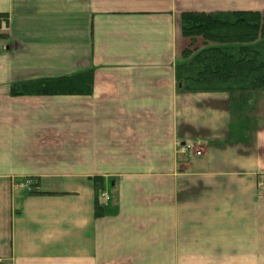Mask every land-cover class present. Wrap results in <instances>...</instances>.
<instances>
[{"label": "crops", "instance_id": "1", "mask_svg": "<svg viewBox=\"0 0 264 264\" xmlns=\"http://www.w3.org/2000/svg\"><path fill=\"white\" fill-rule=\"evenodd\" d=\"M234 11L264 0H0L2 264H264V92L181 65L180 15Z\"/></svg>", "mask_w": 264, "mask_h": 264}, {"label": "trees", "instance_id": "2", "mask_svg": "<svg viewBox=\"0 0 264 264\" xmlns=\"http://www.w3.org/2000/svg\"><path fill=\"white\" fill-rule=\"evenodd\" d=\"M178 25L185 45L180 56L187 92H264V12L183 13ZM92 86L87 73L77 79L16 83L11 94L88 92ZM100 183L95 180L99 192Z\"/></svg>", "mask_w": 264, "mask_h": 264}, {"label": "built area", "instance_id": "3", "mask_svg": "<svg viewBox=\"0 0 264 264\" xmlns=\"http://www.w3.org/2000/svg\"><path fill=\"white\" fill-rule=\"evenodd\" d=\"M3 24H4V30H5L6 22L4 20H0L1 27ZM204 142H205L204 139L189 140L185 146L180 147V152H182L184 154L198 155L199 156L203 152L202 144H204ZM104 197H105V195H104Z\"/></svg>", "mask_w": 264, "mask_h": 264}, {"label": "rangeland", "instance_id": "4", "mask_svg": "<svg viewBox=\"0 0 264 264\" xmlns=\"http://www.w3.org/2000/svg\"><path fill=\"white\" fill-rule=\"evenodd\" d=\"M184 41L182 40V44H181V50H183V48L185 47V45H184V43H183Z\"/></svg>", "mask_w": 264, "mask_h": 264}]
</instances>
